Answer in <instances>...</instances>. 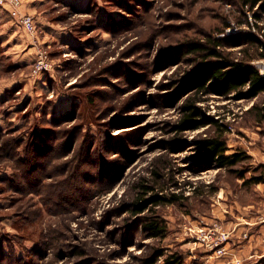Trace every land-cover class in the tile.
<instances>
[{"label": "rangeland", "instance_id": "rangeland-1", "mask_svg": "<svg viewBox=\"0 0 264 264\" xmlns=\"http://www.w3.org/2000/svg\"><path fill=\"white\" fill-rule=\"evenodd\" d=\"M0 9V264H264L242 258L250 232L234 227L252 187L239 174L260 172L264 93L238 97L209 77L199 91L189 77L209 60L188 51L221 39V56L255 66L260 51L241 39L264 41L259 4L20 0L32 35ZM187 106L200 125L180 131ZM211 137L250 160L218 169L197 145ZM155 195L165 200L135 213ZM146 217L164 237L147 238Z\"/></svg>", "mask_w": 264, "mask_h": 264}, {"label": "trees", "instance_id": "trees-1", "mask_svg": "<svg viewBox=\"0 0 264 264\" xmlns=\"http://www.w3.org/2000/svg\"><path fill=\"white\" fill-rule=\"evenodd\" d=\"M244 6L249 5L250 8L255 4H259L260 11H264V0H242ZM261 4V5H260ZM242 44L255 47L259 52L257 59H264V41H260L257 37L251 33H245L244 38L241 39ZM238 38H233L227 41L228 44L238 43ZM224 42L221 39H213V41L205 43H189V53L202 55L203 59L209 61H202L200 64L202 67L197 69L191 77H189V85L196 87L199 91L204 90L206 77L209 80H214L217 83H222L224 92H235L236 96L247 99H252L257 95L264 93V76H261L255 66L249 62L233 61L228 57H223L217 51V47H220ZM251 57L249 61L253 60ZM193 110V111H192ZM187 118H185L180 125L175 128L182 131L183 127L190 126L192 129L199 128V123L196 122L194 117L198 116V112L192 108V106L185 107ZM171 148L175 146L174 143H169ZM198 149L204 152V156L208 163L214 164L218 169H232L239 163L250 160V156H247L244 152H237L231 155H226L227 146L220 137H211L199 140L197 142ZM260 171L258 174H252L248 178L240 173L239 176L243 179L244 185L264 183V165H259L254 171ZM174 199V198H173ZM165 200L161 195H155L150 197L144 203L136 206L135 213H140L145 209L148 203H152L154 206H158ZM173 202V201H169ZM157 217V216H156ZM142 231L147 234V238H162L164 237L165 227L159 218L153 219V217H146L140 221ZM147 264H154L153 261H148ZM164 264H181V259L178 256L172 255L169 259L164 260Z\"/></svg>", "mask_w": 264, "mask_h": 264}, {"label": "crops", "instance_id": "crops-1", "mask_svg": "<svg viewBox=\"0 0 264 264\" xmlns=\"http://www.w3.org/2000/svg\"><path fill=\"white\" fill-rule=\"evenodd\" d=\"M2 9L7 11L6 8ZM2 9L0 10L2 11ZM0 87H3L2 84H0ZM261 147L264 149V146ZM256 148L254 146L252 149V161L263 165L264 152H260ZM251 186V197H247V201L242 203L237 201L234 224L238 232L237 238H240L245 231L250 232L248 240L242 241L241 246L240 241L237 240V248H239V252L245 260L264 257V183L252 184ZM225 211L228 213V210Z\"/></svg>", "mask_w": 264, "mask_h": 264}, {"label": "built area", "instance_id": "built-area-1", "mask_svg": "<svg viewBox=\"0 0 264 264\" xmlns=\"http://www.w3.org/2000/svg\"><path fill=\"white\" fill-rule=\"evenodd\" d=\"M20 5V0H0V6L1 7H8L9 10L8 12L12 16V18L17 21L25 30L28 34H34L35 33V25H34V20L31 15L29 14H24L22 16L18 15V6ZM251 29L253 27V23L250 19L249 22ZM252 63H255V67L257 68L259 74L261 76H264V59L256 60ZM49 66L45 63L44 59H41L38 63V69L39 70H47Z\"/></svg>", "mask_w": 264, "mask_h": 264}]
</instances>
